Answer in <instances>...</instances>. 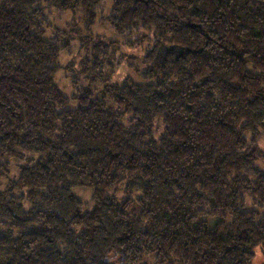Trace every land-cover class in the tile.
<instances>
[{"label":"trees","instance_id":"obj_1","mask_svg":"<svg viewBox=\"0 0 264 264\" xmlns=\"http://www.w3.org/2000/svg\"><path fill=\"white\" fill-rule=\"evenodd\" d=\"M103 1L0 0V264H253L264 0H113L107 23L138 33L147 66L122 84L121 40L91 32ZM46 9L75 12L78 30ZM76 44L93 46L92 85L67 96L55 78ZM76 187L93 190L88 211Z\"/></svg>","mask_w":264,"mask_h":264},{"label":"rangeland","instance_id":"obj_2","mask_svg":"<svg viewBox=\"0 0 264 264\" xmlns=\"http://www.w3.org/2000/svg\"><path fill=\"white\" fill-rule=\"evenodd\" d=\"M113 0H104L98 9V21L95 24V26L91 29V32L95 35H102L106 36L112 39H118L121 40L117 45L116 48H109L108 52L111 54L110 62H114L116 66V61L122 60L124 63L117 65L114 69L113 75V82L112 83H119L122 84L123 80L127 77H132L138 81H143V73L146 71L147 66L144 64L143 55L145 53L144 47L141 48H131L130 43L137 42L138 39V33H132V34H126L125 39L124 36H120L115 33L112 26H110L107 23L106 17L110 13L112 9ZM45 14L48 17V20L50 23L54 26H57L59 28H67L69 25L75 26L79 21V15H77L75 12L72 11H59L57 9H46ZM82 29H84L83 25L79 24ZM78 30V27L76 28ZM131 40V41H130ZM147 40H144L142 42L143 46H145L147 43ZM138 43H135V46H138ZM74 46V45H73ZM92 44L84 45V47H80L76 44L75 47L72 48L71 52L63 51L60 54V63L62 65V69L57 73L55 81L59 85V87L62 89L65 95L70 96L74 93H78L77 88L78 87H88L92 85V82H88V78L86 75H82L81 73V65L82 62L86 61V59L93 53L92 51ZM121 61V63H122ZM72 64L75 73H71L67 71L66 66H70ZM113 64V63H112ZM106 74L110 75L111 71L108 68L109 66H106ZM79 78V81L77 84L73 85V80L75 78ZM116 81V82H115ZM104 84L97 83L94 87L91 88L92 94L94 97L101 96L102 90H103ZM78 103H72L71 107H77ZM261 148L264 150V136L262 140H260ZM5 160H0V164H4ZM19 162V161H15ZM12 162L13 166V173L16 172L18 165L17 163ZM23 163V160L22 162ZM19 162V164H21ZM135 192V191H134ZM73 194L77 197H80L82 201L85 203L84 205V211H88L92 205L91 203V196L93 194V190L90 188H83V187H76L73 189ZM123 194V193H122ZM141 195V194H140ZM137 192L133 194L134 198H137L140 196ZM214 223V220L211 221ZM149 264H152L150 261H148ZM253 264H264V247L257 250V257L254 260Z\"/></svg>","mask_w":264,"mask_h":264}]
</instances>
